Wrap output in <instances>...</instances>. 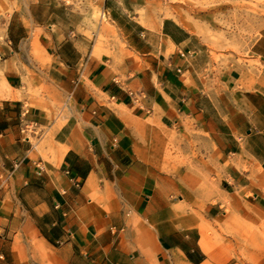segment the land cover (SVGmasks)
<instances>
[{"label":"crops","instance_id":"obj_1","mask_svg":"<svg viewBox=\"0 0 264 264\" xmlns=\"http://www.w3.org/2000/svg\"><path fill=\"white\" fill-rule=\"evenodd\" d=\"M29 18L0 39V264H264V27L223 67L170 18L101 45Z\"/></svg>","mask_w":264,"mask_h":264},{"label":"rangeland","instance_id":"obj_2","mask_svg":"<svg viewBox=\"0 0 264 264\" xmlns=\"http://www.w3.org/2000/svg\"><path fill=\"white\" fill-rule=\"evenodd\" d=\"M37 0H0V39L6 23L15 28L29 21V6ZM58 10L65 25L79 24L98 45L118 42L119 35L112 20L123 22L135 14L143 25L170 18L185 25L192 35L191 45L199 58L211 66L247 61L251 45L264 27V0H43ZM66 12L67 14L60 15ZM33 51L37 45H32ZM13 50H17L15 46ZM211 228L205 229L210 241ZM254 247L264 246V225H254ZM212 242V239L211 241ZM212 244V243H211ZM245 255V253H239ZM259 252L253 263L258 264Z\"/></svg>","mask_w":264,"mask_h":264},{"label":"bare ground","instance_id":"obj_3","mask_svg":"<svg viewBox=\"0 0 264 264\" xmlns=\"http://www.w3.org/2000/svg\"><path fill=\"white\" fill-rule=\"evenodd\" d=\"M203 233H205V232H203ZM203 233L201 232L202 235H203ZM202 235H201V236H202ZM205 235H206V234H205ZM207 237H208V236H207ZM204 239H205V238H204ZM206 239H207V238H206ZM201 242H203V241H201ZM201 244H202V243H201ZM201 247H202V245H201ZM208 249H209V248H208ZM206 253H207V252H206ZM209 253H210V252H209Z\"/></svg>","mask_w":264,"mask_h":264}]
</instances>
